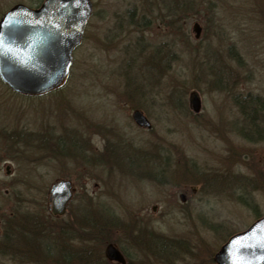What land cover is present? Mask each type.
Returning <instances> with one entry per match:
<instances>
[{"label": "rangeland", "instance_id": "1", "mask_svg": "<svg viewBox=\"0 0 264 264\" xmlns=\"http://www.w3.org/2000/svg\"><path fill=\"white\" fill-rule=\"evenodd\" d=\"M182 1L91 0L92 17L61 88L27 98L0 84V239L12 213L42 217L60 178L73 183V207L89 196L108 206L102 209L112 214L110 236L124 224L144 239L172 243L163 263L121 240L138 264H210L229 237L264 215V0H190L191 7L177 10ZM40 2L0 0V17L17 4ZM130 108L146 113L150 131L134 126ZM98 125L107 128L109 151L159 154L144 165L153 168L135 162L122 173L110 162L102 183L81 177L78 159L87 144L104 145L91 129ZM115 133L122 137L117 148ZM165 155L172 156L168 169L183 163L187 173L202 174L183 209L176 204L180 189L161 187L146 171H158ZM94 173L100 181L101 170Z\"/></svg>", "mask_w": 264, "mask_h": 264}, {"label": "water", "instance_id": "2", "mask_svg": "<svg viewBox=\"0 0 264 264\" xmlns=\"http://www.w3.org/2000/svg\"><path fill=\"white\" fill-rule=\"evenodd\" d=\"M91 8L89 0H44L37 10L18 5L0 21V82L12 93L26 97L48 94L61 87L69 75L72 51L83 38ZM192 31L198 39L200 27ZM191 109L199 113L200 101L192 94ZM133 123L143 129L150 124L139 112ZM50 213L63 214L71 198L68 181H57L48 191ZM109 262L124 264L121 254L108 245L104 251ZM216 264H264V215L246 231L232 237L215 255Z\"/></svg>", "mask_w": 264, "mask_h": 264}, {"label": "flooded vegetation", "instance_id": "3", "mask_svg": "<svg viewBox=\"0 0 264 264\" xmlns=\"http://www.w3.org/2000/svg\"><path fill=\"white\" fill-rule=\"evenodd\" d=\"M91 1V0H90ZM41 3L39 4H33L31 6H27L28 8L31 9H37L39 8ZM91 14H90V18L92 17V10H93V3L91 2ZM19 5H24V4H19ZM16 6V5H15ZM13 6V7H15ZM11 8H9L10 10ZM89 22V21H88ZM88 24V23H87ZM131 109V120H132V115L134 112H139L142 114V116L146 119V121L150 124V121L146 115V113H144L143 111L139 110V109ZM135 126V125H134ZM136 127V126H135ZM94 128V129H92ZM140 130L143 131H150L151 130V124H150V128L149 129H143V128H139ZM91 129L94 131V134L100 136V139L102 141H104V145L103 148L98 150L97 148H92L90 146V143L87 144L86 149H84V151L81 153L80 158L78 159V155L75 156V159H78V163H83V169L85 172H81V177H85V180L90 179V180H97L98 182L102 183V177L104 178L106 176L105 172H107L108 169V164L111 162L112 165L117 168V170H122L123 173V166L125 164H128L130 167L133 166V164L135 162H139L140 164L138 165V167L142 168V169H146V167L151 168L152 166H144L146 164L149 163H153V160L156 158L155 155H153L151 152H149L148 155L145 156V154H140V150H135L136 153L138 154L137 156H132L133 151H129V150H125L123 149L122 151H119L120 148H118L117 150H112L109 151L107 150V145L108 143L106 142V138L109 136L108 133L106 132L107 128L103 125H98V126H92ZM100 131V132H98ZM116 134V133H115ZM119 136V138H118ZM116 140L117 141V146L119 147V144H121L120 140H122V137L118 134H116ZM61 153V151H60ZM80 154V153H79ZM132 157H135L136 159H133ZM153 159V160H152ZM163 161L165 160L166 162L170 161L172 159L171 155H165L163 158ZM162 161V162H163ZM146 163V164H145ZM179 163V162H175ZM175 164H170L171 166H175ZM77 166V165H76ZM135 166V165H134ZM153 168V167H152ZM97 170H101V180L99 181L97 176L95 175ZM145 171V170H144ZM149 171V177L150 178H154L156 181H161L159 182L161 187H168L170 188L171 186H177L176 188L180 189L179 191V195H178V199L180 204H178L176 202V204L181 207V209H183L184 205L186 204V195L188 194V192L190 193V196H196V186L195 185H199L200 181L199 180V176H192V180H189V175H183V171H177V170H171L167 168V171H163L161 169H159L158 171H150V170H146ZM145 171V172H146ZM85 174V175H84ZM84 175V176H83ZM144 176L145 173H144ZM202 177V175H201ZM163 178V179H162ZM194 179H197V181L193 182ZM68 181L71 185V198L68 201V203L65 206L64 212L62 215L57 216V217H53L49 215L53 218L55 224H54V229H55V237H56V241L58 243L59 249L60 251L66 250V251H71L73 249H75L76 247H74L75 245H77L78 242L85 240L87 242V247L89 250H92L94 247L98 248V251L101 252V257L103 259V263L104 264H118L115 262H109L104 255V251L105 248L108 245H112L123 257L124 259V264H128L129 262L127 261V257H129L128 255H125V250L124 247L122 245V243L120 242L122 240V242L124 243L125 240V234H123L122 231H117L116 235L110 236L109 234L105 233L104 235L99 236L100 239H102L101 241V245L97 246L98 244H94V240H97V237H94L93 232L94 229L93 227H99L98 225L102 226V225H107L105 223V221H109V220H113L111 218L112 214L107 213L105 210H103L102 208L107 207L108 206L105 203H98L96 201H94L89 195V198L86 197V201L82 202L80 206L77 207H73V199H74V186L73 183L70 179H66V178H60L57 181ZM189 181V182H188ZM97 182V183H98ZM95 184L94 187L97 188L98 184ZM202 183V182H201ZM164 198V197H163ZM117 203L119 202L118 198H116ZM120 207V205H119ZM122 207V206H121ZM82 209L85 210V212H82ZM123 209V207H122ZM106 212L109 216L105 215L103 212ZM124 211V209L122 210ZM151 211H154V208H152ZM181 215H187L186 212L180 211ZM130 215V214H129ZM138 214H135V217L137 219ZM133 218V217H132ZM84 220V231H81L80 229H78L79 225H80V221ZM121 220V219H120ZM137 221V220H134ZM137 224V222H136ZM135 224V225H136ZM134 222L133 225L131 226H135ZM119 226H121V229H124L125 225L124 224H120ZM131 231V230H130ZM131 235H135V236H139V234H133L131 233ZM119 237V238H118ZM121 237V238H120ZM74 247V248H72ZM130 258V257H129ZM131 264H138V262H131ZM224 264H229L224 262Z\"/></svg>", "mask_w": 264, "mask_h": 264}, {"label": "trees", "instance_id": "4", "mask_svg": "<svg viewBox=\"0 0 264 264\" xmlns=\"http://www.w3.org/2000/svg\"><path fill=\"white\" fill-rule=\"evenodd\" d=\"M190 2V0L182 1L180 6L176 7L177 10L186 9L188 4L191 7ZM173 12L176 13V10H173ZM241 110L243 111V109ZM242 113L245 116V120L249 122V114L247 112ZM252 124L251 122L248 123V129L256 134L257 137H261V130L255 123ZM133 154L132 156L138 155L135 150H133ZM156 157H159V154H156ZM133 159L136 158L134 157ZM161 161H163L162 158ZM167 163L168 162L165 160L162 163H158L157 170L161 169L164 172L167 171ZM177 171H183V175L187 174L190 177L202 175L194 171L187 173L183 167V163L181 168H177ZM202 180H204V178H202ZM82 212L84 213L85 210L82 209ZM11 215V219L7 217L9 220L1 223L3 235L2 239H0V256H7V260L3 256L1 257L5 260L4 264H104L101 257L102 254L98 251V248L94 247L92 250H89L85 240L78 242L77 245L74 246L76 248L71 251H66L64 249L60 251L54 232L55 222L47 211L43 212L42 217L37 219H31L25 215H17L15 213ZM107 222L110 221H105V223ZM84 223V220L80 221L78 229L81 231L85 229ZM98 226L99 227H93V235L97 237V240H94V244L100 246L102 241V239L99 238L100 234H110V229L107 225ZM117 231H122L123 234H125V238H127L126 241L129 243L128 246H133L138 249V251L144 248L147 250V253L153 255V260L157 261L159 258L160 262L169 263L172 253L170 250V246L172 245L171 242H167L161 236H153L152 239L149 237L144 239L140 236H132L130 230L125 231V229H121L120 226H116V232ZM125 255L127 256L126 252ZM127 261L129 262L128 264L133 262L129 257H127ZM209 263L214 264L212 261Z\"/></svg>", "mask_w": 264, "mask_h": 264}, {"label": "snow or ice", "instance_id": "5", "mask_svg": "<svg viewBox=\"0 0 264 264\" xmlns=\"http://www.w3.org/2000/svg\"><path fill=\"white\" fill-rule=\"evenodd\" d=\"M5 41L2 37H0V49L4 48Z\"/></svg>", "mask_w": 264, "mask_h": 264}]
</instances>
